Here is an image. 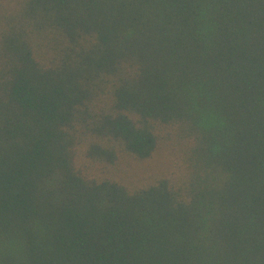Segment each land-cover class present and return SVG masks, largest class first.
<instances>
[{
    "label": "trees",
    "instance_id": "16d2710c",
    "mask_svg": "<svg viewBox=\"0 0 264 264\" xmlns=\"http://www.w3.org/2000/svg\"><path fill=\"white\" fill-rule=\"evenodd\" d=\"M0 264H264V0H0Z\"/></svg>",
    "mask_w": 264,
    "mask_h": 264
}]
</instances>
